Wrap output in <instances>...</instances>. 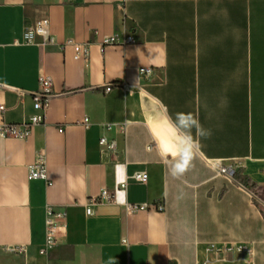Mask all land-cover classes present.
<instances>
[{
  "label": "crops",
  "instance_id": "1",
  "mask_svg": "<svg viewBox=\"0 0 264 264\" xmlns=\"http://www.w3.org/2000/svg\"><path fill=\"white\" fill-rule=\"evenodd\" d=\"M41 23L51 40L25 43ZM0 111L43 118L0 137V264H264V0H0ZM178 113L211 136L174 177Z\"/></svg>",
  "mask_w": 264,
  "mask_h": 264
},
{
  "label": "built area",
  "instance_id": "2",
  "mask_svg": "<svg viewBox=\"0 0 264 264\" xmlns=\"http://www.w3.org/2000/svg\"><path fill=\"white\" fill-rule=\"evenodd\" d=\"M36 37H40L43 40V43H48L51 39L49 37L48 28L45 23H41L35 27H26L24 33V42L31 44L35 42ZM114 42V39H110L106 41V45ZM133 39L128 38L126 43H132ZM78 54H80L81 50L77 48ZM51 84L49 81L42 82V93L36 94L35 101V109L37 111H44L47 107L49 96L51 95L50 90ZM43 123V118L40 116H35L30 119V121L22 124V125H12L5 121L3 112L0 111V137H26L28 136L32 129ZM85 123H88V120H85ZM114 125H105L104 129L106 131H112ZM101 153L103 156H111L116 157L118 155V144L114 139H109L107 135H103L100 139ZM214 168L217 169L220 173L231 177L234 174L232 169L224 168L221 165H214ZM148 174L146 172L138 173L133 176V179L140 183H147ZM29 179L30 180H41L50 184L48 179V168L47 161L44 154H39L36 158V161L33 165L29 167ZM125 188V186H124ZM102 200H106L108 202L112 201L111 197L107 192H104L100 199L93 200L87 208V214L91 215L94 212V207L102 202ZM130 210L135 209V207H130ZM47 241L44 249L41 251L42 254H46L54 245L57 243V239L55 238V229L56 223L54 221V216L52 213H48L47 218ZM213 250H216V247H212ZM228 250V249H223ZM220 251V250H219Z\"/></svg>",
  "mask_w": 264,
  "mask_h": 264
},
{
  "label": "clouds",
  "instance_id": "3",
  "mask_svg": "<svg viewBox=\"0 0 264 264\" xmlns=\"http://www.w3.org/2000/svg\"><path fill=\"white\" fill-rule=\"evenodd\" d=\"M177 145L173 150H165L162 160L169 165L174 177L183 176L193 167V161L199 153L201 139H208L211 130L205 129L191 114L178 113L176 117Z\"/></svg>",
  "mask_w": 264,
  "mask_h": 264
}]
</instances>
